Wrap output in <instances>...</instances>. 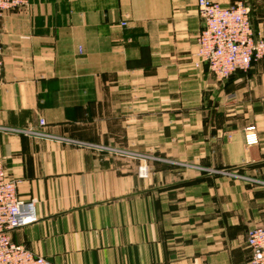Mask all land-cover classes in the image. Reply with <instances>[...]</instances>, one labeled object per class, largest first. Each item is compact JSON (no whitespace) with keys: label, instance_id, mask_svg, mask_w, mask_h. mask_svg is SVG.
Listing matches in <instances>:
<instances>
[{"label":"crops","instance_id":"0c3cea01","mask_svg":"<svg viewBox=\"0 0 264 264\" xmlns=\"http://www.w3.org/2000/svg\"><path fill=\"white\" fill-rule=\"evenodd\" d=\"M218 1L252 9L264 36V0ZM196 2L28 0L3 14L0 128L57 138L0 130L6 177L36 215L14 243L53 264H249L264 58L224 82L195 67ZM138 156L153 158L144 179Z\"/></svg>","mask_w":264,"mask_h":264},{"label":"built area","instance_id":"2783aa9c","mask_svg":"<svg viewBox=\"0 0 264 264\" xmlns=\"http://www.w3.org/2000/svg\"><path fill=\"white\" fill-rule=\"evenodd\" d=\"M28 0H0V18L5 12L27 6ZM197 12L202 27L196 38L194 54L195 67L205 66L218 81H227L233 74H246L252 64L264 58V36H256L249 20V8L242 4L223 7L218 0H197ZM124 27L126 24H120ZM3 67L2 47L0 46V71ZM39 120V126H44ZM2 132L29 134L36 138L57 139L40 132H28L10 128H0ZM246 146L257 144L256 129L249 126L244 129ZM89 146V145H88ZM98 150L123 153L120 150L89 146ZM141 165L137 176L147 177L149 156H138ZM18 181L6 177L3 158L0 155V264H53L34 255L23 245L11 239V232L26 227L36 221L34 203L23 201L17 194ZM245 245L250 251L249 264H264V226L247 230Z\"/></svg>","mask_w":264,"mask_h":264},{"label":"water","instance_id":"95a60500","mask_svg":"<svg viewBox=\"0 0 264 264\" xmlns=\"http://www.w3.org/2000/svg\"><path fill=\"white\" fill-rule=\"evenodd\" d=\"M252 15H253V11L252 9H249V20L251 25H252ZM236 74H239V72H236Z\"/></svg>","mask_w":264,"mask_h":264},{"label":"rangeland","instance_id":"374dc122","mask_svg":"<svg viewBox=\"0 0 264 264\" xmlns=\"http://www.w3.org/2000/svg\"><path fill=\"white\" fill-rule=\"evenodd\" d=\"M117 150V149H116ZM149 161H151V160H147L146 161V166H147V169L149 170ZM239 178H241V177H239ZM242 179H247V178H242Z\"/></svg>","mask_w":264,"mask_h":264}]
</instances>
